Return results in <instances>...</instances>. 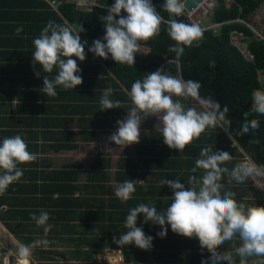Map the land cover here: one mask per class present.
Listing matches in <instances>:
<instances>
[{"label":"crops","instance_id":"0c3cea01","mask_svg":"<svg viewBox=\"0 0 264 264\" xmlns=\"http://www.w3.org/2000/svg\"><path fill=\"white\" fill-rule=\"evenodd\" d=\"M36 1L39 2L0 0V142L5 137L20 135L28 151L37 157L18 165L23 174L0 193V198L5 200L0 211L27 213L30 217L26 220L28 234L36 240L38 248L57 253L60 258L62 255L69 262H75L70 259L80 250L83 255L95 256L94 262L81 261V264H106L100 261L101 255L118 251L124 254L123 264H202L210 253L202 252L198 239L179 236L170 226L167 236L161 239L157 235L161 227L144 224L143 214L138 217L137 226L154 238L150 250L135 245L118 246L113 243V236L119 237L127 231L124 228L126 216L140 203L155 206L158 212L166 210L173 192L162 181L179 180L187 184L192 175L199 179L203 170L192 173L191 169L205 147H211L213 152H229L231 159L222 165L229 170L241 161L259 166L232 136L225 119H218L215 127L207 128L182 152L169 149L163 143L155 117L142 122L138 144L123 149L109 143L108 137L117 130V120L124 119L131 107L127 100L129 92L117 86V79L100 61L102 68L98 70V65L85 51V61L77 59L82 85L72 90L58 86L55 97L43 93L40 90L43 76L53 79L57 70L45 73L37 64L41 77L35 75L33 41L52 20L50 11L39 8ZM40 1L49 4V0ZM162 68L182 80L180 70L175 74L167 65ZM106 88L113 89L110 98L121 102L120 109L101 111L100 99ZM174 99L185 109L216 111L218 116L221 112L215 104L201 103L204 100L199 96ZM125 180L139 181L132 199L121 202L115 190ZM221 183L224 185L221 194L235 193L237 202L246 207L264 206V175L250 177L243 183H229L225 174ZM41 211L47 212L49 219L45 225L38 226L32 215L39 216ZM19 222L23 221L18 220L16 224ZM0 227L22 246L1 221ZM239 243L237 238L226 242L219 250L231 249ZM234 258L239 264V258ZM260 260L264 257H250L247 264Z\"/></svg>","mask_w":264,"mask_h":264},{"label":"clouds","instance_id":"9594fccd","mask_svg":"<svg viewBox=\"0 0 264 264\" xmlns=\"http://www.w3.org/2000/svg\"><path fill=\"white\" fill-rule=\"evenodd\" d=\"M163 11L170 14L168 36L176 42L170 50L179 53L180 46L191 47L199 41L203 33L196 24H185L178 19L183 12L181 0H165L161 5ZM105 34L93 41L89 51L96 57L107 60L111 57L117 64H135L136 53L140 51L141 42L156 37L160 32L163 17L157 11L152 0H114L108 6L105 15L100 18ZM84 31L81 25L75 29L68 25L49 21L40 35L34 39L32 64L34 70L39 64L45 73L57 74L53 79L43 76V87L40 89L47 96L55 97L56 88L64 90L76 89L82 85L79 74L81 69L77 59L85 61V42L82 43L80 33ZM37 78L40 70L35 71ZM200 85L195 81H183L169 75L164 68L146 73L137 79L128 93L131 107L124 119L117 120V130L108 137L109 143H114L123 149L140 142L141 124L149 117L158 121L156 128L162 134V140L169 149L182 152L187 145L209 127H215L218 119L224 120L228 108L217 115L216 111H197L194 107L185 109L174 97H197ZM113 89L106 88L100 99L101 111L120 109L121 102L110 97ZM201 103H207L201 101ZM219 108V105H215ZM255 112L264 115V95L255 96ZM230 123V121H226ZM256 129L258 122L252 120L244 123L239 135H245L249 128ZM36 155L28 151V145L20 135L5 137L0 142V193L22 176L18 165L36 159ZM229 152L219 150L213 152L211 147L201 149L199 158L195 161L192 173L203 170L198 179L196 175L189 177L187 184L179 180L162 181L172 190L171 203L164 211L158 212L155 206L144 203L131 208L126 216L124 228L126 232L119 237L113 236V243L118 246L135 245L142 250L153 247V237L146 235L142 227H138V217L143 214V223L159 225L161 231L157 235L163 239L171 231L179 236L199 241L202 250L210 253L202 264H237L234 257L239 258V264H247L250 257H264V206L246 207L238 203L235 193L225 191L221 180L228 175L229 183H243L248 178L264 175V169L250 161H241L231 170L222 165L229 161ZM139 180H125L115 190V196L126 202L132 199ZM58 195V194H57ZM55 198V197H54ZM38 226L45 225L49 215L41 211L40 215H32ZM47 231V228L45 229ZM238 238L239 246L220 251L226 242ZM34 246V245H33ZM31 246L22 245L18 250L19 264H27ZM264 264V260L254 262Z\"/></svg>","mask_w":264,"mask_h":264},{"label":"trees","instance_id":"16d2710c","mask_svg":"<svg viewBox=\"0 0 264 264\" xmlns=\"http://www.w3.org/2000/svg\"><path fill=\"white\" fill-rule=\"evenodd\" d=\"M233 1L234 3L228 6L226 0H218V6L212 17L213 22L227 23L238 18L247 20L260 8L264 0ZM164 2L165 0H152L157 11L163 17L160 32L156 37L141 42L143 46L149 47L151 52L147 55L142 54L140 51L136 53V62L131 66L117 64L111 57L107 60L96 57L88 50L94 40L102 38L105 34L100 18L106 14L107 10L96 9L93 12L81 13L73 5H64L59 9L61 14L59 16L57 11L53 10L47 2L39 0L38 5L39 8L42 7L50 11L48 14L52 18L51 21L57 24H66L75 29H79L82 25L84 31L80 33V36L83 42L87 41L85 42V51L89 53L90 60L98 65L96 67L98 70L102 68L98 62H102L119 82L117 86L130 92L132 84L137 79H141L146 73L162 68L163 65L171 67L175 74L178 73L175 63L177 52L170 50L176 42L168 36L167 22L170 20V14L161 8ZM178 20L186 23L182 18ZM236 30L244 31L248 36H252V32L242 24L227 23L222 26L219 34L210 31L204 32L199 41L194 42L191 47L184 46L180 74L183 81L198 82L200 85L198 96L201 99L210 104H218L221 112H223L225 106L228 108V112L225 113L226 127L244 150L253 157L257 165L264 169V115L253 110L254 93L260 87L258 71L264 70V42L249 40V46L255 60L248 62L231 45L230 34ZM127 100L131 102L130 98H127ZM252 120L258 122V127L256 129L250 127L247 134L239 135L242 125L246 122L250 124ZM226 121H230V123ZM4 203L5 200L0 198V210ZM29 219L27 213L25 215L18 211L8 210L6 214H3L0 211V221L6 229L22 245L31 246L30 250L39 253V256L38 254L35 256L37 260L32 259L30 260L31 263L38 261V264H41L42 261L55 260L58 256L57 253L39 249L36 240L28 234L29 225L26 220ZM12 220L16 221L12 222ZM18 220L23 222L16 224ZM17 232L22 233L18 234ZM74 241L77 242V240ZM86 255H83L80 250H76L70 260L75 261V264H81V261L84 263L95 261L93 254ZM61 257L64 256L61 255Z\"/></svg>","mask_w":264,"mask_h":264},{"label":"built area","instance_id":"2783aa9c","mask_svg":"<svg viewBox=\"0 0 264 264\" xmlns=\"http://www.w3.org/2000/svg\"><path fill=\"white\" fill-rule=\"evenodd\" d=\"M113 3L114 0H111L110 2L109 0H49L51 8L57 12H59L60 7L64 5H73L75 9L81 13L93 12L96 9L107 10L108 6ZM233 3V0H226V4L228 6ZM217 6L218 0H203L195 10L188 11L185 9L183 4V12L180 16H178V19H184L186 22L185 24L198 25L201 28L202 33L210 31L214 34H219L222 26L227 23L242 24L252 32V36H248L244 31L236 30L231 32L230 42L245 60L253 62L255 60V56L250 49L249 40L253 39L264 42V1L260 8H258L247 20L238 18L227 23L213 22L212 17ZM140 52L147 55L151 52V50L149 47L141 44ZM258 82L260 87L254 93V101L256 95H264V70L258 71ZM100 261L106 264H123L124 254L122 251H118L113 254H104L101 255Z\"/></svg>","mask_w":264,"mask_h":264},{"label":"rangeland","instance_id":"374dc122","mask_svg":"<svg viewBox=\"0 0 264 264\" xmlns=\"http://www.w3.org/2000/svg\"><path fill=\"white\" fill-rule=\"evenodd\" d=\"M19 246L9 237L6 231L0 227V264H19L18 250ZM37 253L35 250H30V255L27 257V264H38L39 262H32L30 260L35 259ZM41 264H75V262H69L64 257L56 258L55 260L42 261ZM112 264V263H111Z\"/></svg>","mask_w":264,"mask_h":264},{"label":"water","instance_id":"95a60500","mask_svg":"<svg viewBox=\"0 0 264 264\" xmlns=\"http://www.w3.org/2000/svg\"><path fill=\"white\" fill-rule=\"evenodd\" d=\"M202 1L203 0H181V2L184 4L185 9L188 11L195 10ZM170 19H172L171 16H170ZM173 19H178V17H173ZM180 48L182 50L179 53H177V57H176V68L178 70H180L182 66L181 58H182L184 46L181 45Z\"/></svg>","mask_w":264,"mask_h":264}]
</instances>
